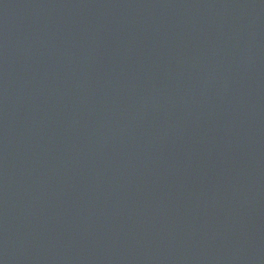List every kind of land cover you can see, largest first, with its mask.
<instances>
[{
	"label": "water",
	"instance_id": "1",
	"mask_svg": "<svg viewBox=\"0 0 264 264\" xmlns=\"http://www.w3.org/2000/svg\"><path fill=\"white\" fill-rule=\"evenodd\" d=\"M0 264H264V0H0Z\"/></svg>",
	"mask_w": 264,
	"mask_h": 264
}]
</instances>
